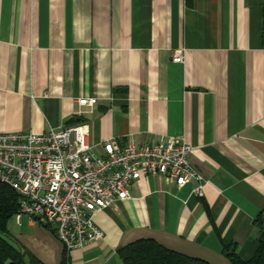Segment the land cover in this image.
I'll return each mask as SVG.
<instances>
[{"label":"crops","instance_id":"1","mask_svg":"<svg viewBox=\"0 0 264 264\" xmlns=\"http://www.w3.org/2000/svg\"><path fill=\"white\" fill-rule=\"evenodd\" d=\"M71 117L100 155L107 139L183 135L205 178L203 195L195 180L134 181L95 212L104 238L71 250L72 264H125L118 250L140 239L211 264L253 258L264 232V0H0V132L44 133ZM9 228L61 264L49 228L27 214Z\"/></svg>","mask_w":264,"mask_h":264},{"label":"built area","instance_id":"2","mask_svg":"<svg viewBox=\"0 0 264 264\" xmlns=\"http://www.w3.org/2000/svg\"><path fill=\"white\" fill-rule=\"evenodd\" d=\"M175 62L184 56L174 55ZM94 106L97 97H79ZM89 125L78 122L44 133L0 132V183L20 196L18 216L27 214L49 228L65 250L98 244L104 231L94 222L98 210L116 207L130 196V186L142 176H163L183 187L197 183L203 195L205 178L191 161L192 146L183 135H163L124 147L114 139L98 154L88 141Z\"/></svg>","mask_w":264,"mask_h":264},{"label":"trees","instance_id":"3","mask_svg":"<svg viewBox=\"0 0 264 264\" xmlns=\"http://www.w3.org/2000/svg\"><path fill=\"white\" fill-rule=\"evenodd\" d=\"M19 194L9 185L0 183V264H45L15 241L9 228L18 214ZM125 264H211L207 261L173 251L154 239H140L118 250ZM230 264H264V242L251 259L236 252H227ZM61 264H72L65 250Z\"/></svg>","mask_w":264,"mask_h":264},{"label":"water","instance_id":"4","mask_svg":"<svg viewBox=\"0 0 264 264\" xmlns=\"http://www.w3.org/2000/svg\"><path fill=\"white\" fill-rule=\"evenodd\" d=\"M79 119L77 117H71L68 121H67V125H71V124H74L76 121H78ZM261 241L264 242V232L262 233L261 235V238H260Z\"/></svg>","mask_w":264,"mask_h":264}]
</instances>
